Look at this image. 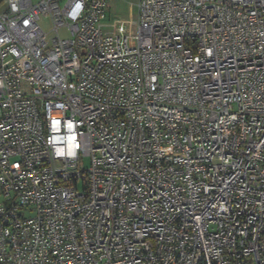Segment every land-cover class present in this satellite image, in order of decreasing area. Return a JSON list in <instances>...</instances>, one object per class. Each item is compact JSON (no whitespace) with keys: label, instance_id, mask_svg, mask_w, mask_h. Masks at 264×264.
Instances as JSON below:
<instances>
[{"label":"built area","instance_id":"2783aa9c","mask_svg":"<svg viewBox=\"0 0 264 264\" xmlns=\"http://www.w3.org/2000/svg\"><path fill=\"white\" fill-rule=\"evenodd\" d=\"M110 1L0 0V264H264V0Z\"/></svg>","mask_w":264,"mask_h":264},{"label":"rangeland","instance_id":"374dc122","mask_svg":"<svg viewBox=\"0 0 264 264\" xmlns=\"http://www.w3.org/2000/svg\"><path fill=\"white\" fill-rule=\"evenodd\" d=\"M38 1V0H34ZM136 0H111L110 1V10L108 14L110 18L122 19V20H130L133 17H136V8L132 7L131 4L135 3ZM41 25L44 30L49 31L52 27L51 20L49 17L43 18L41 21ZM64 36H67V33H62ZM86 166L89 165L88 160H85ZM3 203V197L0 195V204Z\"/></svg>","mask_w":264,"mask_h":264}]
</instances>
